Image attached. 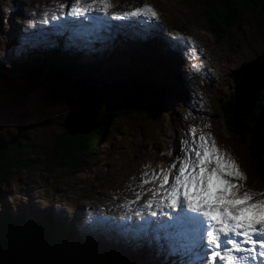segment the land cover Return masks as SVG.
Listing matches in <instances>:
<instances>
[{
    "label": "rangeland",
    "instance_id": "1",
    "mask_svg": "<svg viewBox=\"0 0 264 264\" xmlns=\"http://www.w3.org/2000/svg\"><path fill=\"white\" fill-rule=\"evenodd\" d=\"M111 1L114 4L113 8L127 12L145 4L151 5L159 13L158 19L163 20L169 29H176L180 33L194 34L202 41V44L206 45L205 49H208L212 56L194 55L193 58L197 60L195 66L199 68L200 72L205 69L215 72H213V79L210 82L203 80L202 87L198 89V95L201 99L208 98L210 104H213L211 113H207L212 120L213 130L219 140L225 145H230L228 148L225 147L226 151L229 150L233 153L241 165L242 155L235 153L225 128L226 116L222 109V103L225 98L229 97V92L234 90V85L237 82L235 71L245 63H251L264 54V28L258 26L256 12L245 10L242 14V21L229 29V37L224 36L216 40L204 26L207 21L202 15L203 3L201 0ZM115 1L116 3H114ZM63 2L71 6L75 0H0V66L18 77L29 75L30 71L27 65L34 64L38 69V74L35 75L36 80L45 84V80L41 79V76L44 77L47 71L53 70L50 67L52 64L58 72L61 70L69 72L65 66L74 64V71L81 74L84 72L85 78H82L84 76L82 74L79 79L84 86L92 85L97 88L106 86L111 81L116 82V78L126 79L131 76L133 69L136 68L129 69L130 66L127 67L126 62L130 59L136 61V65L139 67L137 71L144 73L145 76L147 73L151 74L154 70L152 61H148L145 56L147 50L152 56L168 63L171 61L170 55H177L175 60L177 66H174L173 69L175 80L178 78L176 72L178 65L189 59V52L181 53L180 50L175 51L168 47L163 53H160L163 50L160 43L148 39L147 34L144 35L145 38L135 36L131 37V40H124L126 36H123L120 41L114 40L98 49L77 52L79 41L74 37L77 35V31L78 34L81 33V29H84L85 26L82 24L73 25L75 23H71L68 17L54 14V11H58L60 9L58 6ZM83 2H87V0H82ZM18 11L21 13H17ZM25 16L26 21L22 25L13 21L14 18L22 21ZM53 16L56 19H53ZM63 16L65 15L63 14ZM90 16L91 13L88 14V18ZM20 28L31 35H28V40H22L20 51H17L15 45L21 36L15 29L20 30ZM50 33H56L58 36L59 47L51 45V41L56 37L50 36ZM162 33L167 39L168 31L163 30ZM165 38H162L163 41ZM32 50H41V54L32 53ZM91 54L94 56L92 57ZM81 56L83 59L74 61ZM262 65L253 68L255 77L253 74L248 80H238L239 95L236 97L238 104L246 103L248 106L252 103L251 99L254 94L256 95L258 83L263 77ZM87 73L88 75H86ZM110 73L113 75L109 76ZM63 75L71 84L74 75L72 73ZM46 77L50 80V73ZM42 88L43 86L35 89L28 96V101L34 107L29 106L28 103L20 105L15 101L11 107L0 106V136L7 140L5 143L0 140V149L7 144H14L18 139V145H21L22 138H24L23 142L30 141L31 144L35 143L38 146L32 147L30 153L27 154L30 163L34 161L33 168H20L21 163L15 160L16 156H9V153L0 157V161L10 164V167L0 164V212L9 213L11 217L18 219L22 224L33 221L32 216L37 215L38 212H46L54 221L57 230L68 223L71 211L77 205L82 207L80 217H83L82 215L87 209H108L106 207L115 202H123L135 196V192L129 187L134 183L132 176H135L133 172L139 163L144 160L149 161V165L154 166L150 171L151 175L156 173L157 169H164L160 166L171 160V153L167 152L169 142H172L170 136L175 133L177 128H184L185 124H189L183 117H186L189 122L191 120L188 115L182 113V110L179 111L178 108L172 106L155 110L148 115L145 114L146 116L137 112L126 115L118 124L112 126L111 130L106 131L98 141L97 147L92 150L91 156L80 166L78 171L66 174L61 168L49 166L47 169L39 168L41 163L38 161L42 158L39 151L42 148L49 149V140L58 131V122L64 123L65 118L69 117V108L72 114L66 125L69 124L72 129L78 130H86L91 125L85 118L86 116L84 118L80 116L84 114V111L80 110L77 101H73L72 98L68 100V109L66 105L45 107L40 104L38 98ZM175 97L172 98L173 101ZM243 98H245L244 103L241 102ZM78 99L86 109L89 106V114L94 117L96 111L94 95H86ZM29 107L31 108L29 109ZM22 123L29 129L20 134L19 126ZM15 134L18 136L9 137ZM222 142L220 143L222 144ZM220 143H217V147L221 146ZM1 145L4 146L1 147ZM246 183L250 187L249 190H255L256 185L252 174L251 180L249 179V182ZM158 187L159 185H156L154 189L147 190V192L151 190V194H148L153 196L152 190ZM121 188L125 190L126 194L119 199L116 195L120 193ZM160 192L164 194L163 189ZM155 199V205L159 211L169 209V207L163 206V204H167L165 201L161 204V195H156ZM99 216L103 217L101 214ZM86 218L93 220L96 218L95 213L86 215ZM69 234L73 235V232ZM64 248L69 251L65 245ZM104 255L110 264H146L144 259H137L123 248L106 247Z\"/></svg>",
    "mask_w": 264,
    "mask_h": 264
},
{
    "label": "trees",
    "instance_id": "2",
    "mask_svg": "<svg viewBox=\"0 0 264 264\" xmlns=\"http://www.w3.org/2000/svg\"><path fill=\"white\" fill-rule=\"evenodd\" d=\"M201 2L203 3L202 15L207 21L204 26L213 35V39L229 37V29L242 21V14L245 10L256 12L257 24L264 28V0H201ZM33 52L41 54V50H32ZM145 56L148 61H152L154 71L151 74L147 73L145 76L144 73L137 71L139 67L136 61L130 59L126 62L127 67L136 68L133 69L131 76L126 79L116 78V82L111 81L106 86L97 88L92 85L84 86L79 80L84 72L81 74L74 71V64L65 66L69 72H64V70L58 72L54 65L50 66L53 70L47 71L44 77L41 76L45 84L36 80L35 75L38 74V69L34 64L27 65L29 75L18 77L0 66V106L11 107L15 101L20 105L28 103L29 106L34 107L28 101V96L42 86L38 102L45 107L66 105L68 109V100L72 98L73 101H77L80 110L85 109L89 112V106L87 109L85 106H79L78 98L86 95L95 97L94 117L92 121L87 120L91 127L86 130L72 129L71 125L59 121L58 131L49 140V149L42 148L39 151L42 155L38 161L41 163L39 168L47 169L48 166L61 168L66 174H73L91 156L92 150L97 147L98 141L106 131L111 130L112 126L118 124L126 115L134 112L148 115L155 110L171 106L174 94V66L152 56L148 50ZM78 59L83 58L82 56L77 57L74 61ZM263 60L264 54L260 55L257 60L247 62L238 68L235 71L237 81L243 78L245 72L250 76L253 75V68L264 64ZM262 66L264 73V65ZM49 73L50 80L46 77ZM70 73L74 75L71 84L63 75H70ZM82 78H85V75ZM258 86L257 93L254 94L251 99L252 103L248 106L242 101L243 105L238 104V99L234 96L232 89L229 97L223 101L222 109L226 116L225 128L231 145L238 154L242 155L246 175L251 179L252 174L256 190H264V74ZM27 129L29 127L23 125L20 134ZM18 141L19 139L14 144H7L1 148L0 157L9 153V156H16L15 160L21 163L20 168H33L34 161L30 163L27 154L30 153L32 147L38 146L35 143L31 144L30 141L23 142L24 138L20 140L21 145H18ZM0 164L10 167L6 161H0ZM32 219L33 221H29L28 224H22L9 213L0 212L1 257H15L26 264H110L104 257L106 246L100 244L99 235L94 228L85 232L79 226L86 237L82 239L71 224L67 223L56 230V225L49 213L38 212L37 215L32 216ZM71 232L73 235L69 234ZM64 245L69 251L64 248Z\"/></svg>",
    "mask_w": 264,
    "mask_h": 264
},
{
    "label": "snow or ice",
    "instance_id": "3",
    "mask_svg": "<svg viewBox=\"0 0 264 264\" xmlns=\"http://www.w3.org/2000/svg\"><path fill=\"white\" fill-rule=\"evenodd\" d=\"M97 3L103 5L101 10L105 14L113 7L111 0H92L91 4L83 5L82 0H75L68 14L87 19L89 13L97 11L93 7ZM58 7L63 9L66 5ZM140 16L158 19L159 13L145 4L130 12L113 14L117 19ZM191 131L194 138L179 167L173 163L142 182L159 180V187L152 190L153 196L161 195V204L169 200L164 207L179 209L169 221L159 222L158 230H163L167 239L178 241L179 248L173 246L172 251H181L190 261L195 258L204 264H255L257 261L264 264V199H255L257 195L264 196V192H241L245 185L233 183V180H247L239 165L222 153L214 140L209 142L203 133L197 138L196 129ZM146 206L151 208L152 201ZM151 215L155 217L157 213L153 211ZM169 229L175 231L169 232Z\"/></svg>",
    "mask_w": 264,
    "mask_h": 264
},
{
    "label": "water",
    "instance_id": "4",
    "mask_svg": "<svg viewBox=\"0 0 264 264\" xmlns=\"http://www.w3.org/2000/svg\"><path fill=\"white\" fill-rule=\"evenodd\" d=\"M263 62H264V60H263ZM260 66V65H259ZM264 74V73H263ZM263 74H262V76H263ZM249 77H251L250 76V74H248V73H244L243 74V80H248L249 79ZM256 80H257V78H256ZM237 85H238V81L236 82V84L234 85V96L235 97H237L238 95H239V88H237ZM84 111V114H82L87 120H89V121H91L92 120V118H93V116H90V114H89V112H87V111H85V109L83 110ZM67 120H68V117H66L65 118V122L64 123H66L67 122ZM22 126H23V123L21 124V126H19V129L21 130L22 129ZM12 136H18V134L16 135H11V136H9V137H12ZM0 139H4L5 141H7L5 138H3V137H1L0 136ZM1 144V143H0ZM4 145H1V147H3ZM0 264H26L23 260H20V259H18V258H15V257H1L0 256Z\"/></svg>",
    "mask_w": 264,
    "mask_h": 264
},
{
    "label": "bare ground",
    "instance_id": "5",
    "mask_svg": "<svg viewBox=\"0 0 264 264\" xmlns=\"http://www.w3.org/2000/svg\"><path fill=\"white\" fill-rule=\"evenodd\" d=\"M118 1V0H117ZM122 1V0H121ZM120 1V2H121ZM123 1H125V0H123ZM114 3H116V1L114 2ZM123 4V3H122ZM133 4V3H132ZM119 5V4H118ZM118 5H116V6H118ZM122 6V5H121ZM114 7V6H113ZM123 7V6H122ZM132 7V6H131ZM117 8V7H116ZM25 14V13H24ZM14 21V20H13ZM13 23H15V22H13ZM254 77H255V74H254ZM251 78V77H250ZM254 81H255V79H254ZM253 82V81H252ZM242 102H244V100L242 99ZM71 114H72V111L69 109V112H68V116L70 117L71 116ZM80 116H82L83 118H84V116L83 115H80ZM80 118V117H79ZM0 140H2L4 143H5V140H3V139H0ZM169 201V200H168Z\"/></svg>",
    "mask_w": 264,
    "mask_h": 264
}]
</instances>
